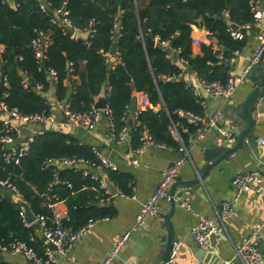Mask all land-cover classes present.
Instances as JSON below:
<instances>
[{"label":"trees","instance_id":"obj_1","mask_svg":"<svg viewBox=\"0 0 264 264\" xmlns=\"http://www.w3.org/2000/svg\"><path fill=\"white\" fill-rule=\"evenodd\" d=\"M253 1L47 0L51 7L44 12L35 0H16L15 7L8 0H0V103L23 114H50L53 101L48 93L54 87L55 102H69L73 112L85 113L95 105V98L105 86L114 131L119 133L129 127V106L134 93L140 92L147 95L152 107L140 112L131 125L132 147H141L147 133L155 144L179 149L180 143L170 133L173 124L178 126L188 147L205 122L191 123L187 115L205 118L204 105L194 89L181 79L183 66L174 62L171 50L160 43L151 46L147 39L160 37L170 41L178 57L203 82L227 84V60L247 43L245 34L242 40L232 36L231 26L254 25ZM65 2L72 22L82 31L91 30L88 39H73L64 27L53 23L57 18L54 10ZM193 26L207 31L212 39L210 44L201 45L200 55L193 51ZM42 33L51 42L45 59L39 61L33 42ZM108 57L110 61L117 57L119 64L112 67ZM51 70L57 73L55 80L50 76ZM22 73L28 76L29 86L23 83ZM37 84L43 86V92L36 89ZM159 106L162 109L156 113L154 108ZM3 134L0 120V137ZM6 151V146L0 144V182L7 181L16 193L9 187H0L1 246L19 240L40 256L45 255L47 248L45 242L36 240L37 224L26 226L24 211L13 195L27 202L36 216H52L49 205L65 203L68 219L64 225L72 232L81 230L91 220L115 215L114 209L101 206L111 195L105 193L98 180L84 174V164L68 168L59 163L47 164L48 160L91 163L94 172L108 175L120 195H134L131 175L100 168L94 147L60 130L43 129L34 137L29 154L20 159V164L7 162Z\"/></svg>","mask_w":264,"mask_h":264},{"label":"crops","instance_id":"obj_2","mask_svg":"<svg viewBox=\"0 0 264 264\" xmlns=\"http://www.w3.org/2000/svg\"><path fill=\"white\" fill-rule=\"evenodd\" d=\"M260 7L264 9V0H260ZM243 29L239 28V31ZM259 33L260 28L256 23L243 32L247 38L246 46L242 51L236 52L231 59L227 60L230 78L235 79L244 73L249 59L259 46ZM206 34L207 31L204 29L193 26V38H199ZM193 51L195 55H200L202 53L201 46L193 45ZM178 55L174 50L170 51V56L174 62H179L183 66L181 79L193 89L201 88L203 81ZM119 62L117 57H113L110 65L113 67ZM262 77L264 78V59L251 72L245 82L237 86L236 96L233 100L229 101L202 92L205 118L207 120L204 123V128L207 126L209 119L214 117L217 112H221V116L217 120V127L223 128L226 134H232L233 139L231 141L228 139L226 143L230 147L235 146L237 137L244 128L233 126L235 109L246 101ZM157 108H160V106L154 108V110ZM52 113L60 122V125L51 129L71 134L82 144L94 147L107 157L117 167L118 171L131 175L134 181V195L132 197L122 195L113 197L111 195L107 202L101 203V206L114 209L115 215L98 221L66 254L57 256L56 264H104V261L111 254L114 243L122 233L136 225L137 216L142 206L149 200L151 194L160 184L163 173L174 167L178 162L183 161L176 182L184 185L187 182L195 181L206 165V161L202 156L203 148L201 144L212 142L215 147L219 148L225 144L223 139L227 136L220 133L218 128L210 127L207 128V136L204 140L197 142L196 139L199 135L197 133L191 139L188 147L184 143H180L181 147L179 149L167 145L161 147L149 145L144 152L140 153L131 145V125L135 123L133 112L128 114L130 121L127 128L129 139L122 143L108 141L110 126L105 117L100 120L94 131H87L83 128L71 126L64 113L54 102ZM254 116L256 126L251 135L254 140L253 143H247L245 149L240 150L213 169L200 184L177 188L184 191L191 190V208L186 209L180 205L174 206L171 200L163 201L160 216L149 218L145 226L134 229L127 249L115 257L111 264H158L164 253L168 238L164 221L170 215L176 239L180 238L183 242L177 260L178 264H224L227 261H230V264H243L240 259L236 258V250L249 237L254 225L264 221V192L242 195L237 203L239 216L221 222L220 232L211 236L206 248H201L197 244L191 235V231L201 218L215 216L221 212L224 203L234 198V180L236 177L253 170H259L264 174V146L259 142L261 138L264 139V101L256 104ZM43 129L45 128L38 125L25 126L17 124L16 134L19 140H23L31 135L35 137ZM133 159L139 161V166L132 164ZM101 173L102 171H99L98 174L101 175ZM12 197L15 199L14 195ZM57 207L63 211H68L67 205L63 202H59ZM36 240H42L48 245L51 243L44 238L39 229L36 232ZM258 243L261 250V246L264 245V234ZM261 251L264 256V251ZM0 261L8 264H33L22 254L7 252H0Z\"/></svg>","mask_w":264,"mask_h":264},{"label":"built area","instance_id":"obj_3","mask_svg":"<svg viewBox=\"0 0 264 264\" xmlns=\"http://www.w3.org/2000/svg\"><path fill=\"white\" fill-rule=\"evenodd\" d=\"M39 3V6L42 11L47 12L51 5L47 0H35ZM252 8L254 12V19L256 25L260 28V33L258 36L259 46L254 52L253 56L249 59L248 65L244 70V73L235 79L230 78L227 84H222L221 82L206 83L203 82L201 88L194 89L196 96L203 103L202 92L212 95L218 98H225L226 100H233L236 96L237 86L247 79L251 72L256 69L259 64H261L264 59V9L260 7V0H254L252 3ZM55 16L57 18L53 19L54 24H59L64 27L66 33H69L71 38H79L80 33L89 32L91 30L82 31L80 30L70 19L69 12L66 9V2L60 9L54 10ZM228 16V14H226ZM251 26H246L244 29H249ZM232 36L235 39L242 40L244 34L239 30H234L231 28ZM50 38L46 34H41L40 38L33 42V47L36 52V56L39 61L45 59V54L50 46ZM156 43H160L163 47L173 51L170 41H162L160 37H156ZM212 39L209 37V33L203 35L199 38H194L193 45L201 46L202 44H210ZM3 47L0 46V52H2ZM178 53L176 50H174ZM221 58L223 56L221 55ZM108 60L110 61L109 57ZM233 60V59H232ZM50 76L52 79L57 78V73L54 70L50 71ZM26 86H29L28 80L23 82ZM36 89L39 92H43V86L40 84L36 85ZM261 96L257 103L264 101V87L262 88ZM134 97L137 99V110L134 113V120L136 122L140 112L147 110L149 107H152L151 102L147 95L140 92H135ZM54 104L59 107V109L64 113L68 123L75 128H83L87 131H94L102 118H107L109 121L110 132L108 141L122 143L129 139L128 129L125 128L123 131L116 133L114 131V124L112 121V113L108 110H100L95 105L85 113H75L70 108L69 102H55L54 98L52 99ZM53 104V103H52ZM184 115L183 113H180ZM188 116L191 115H187ZM221 116V112L208 120L207 126L203 128L196 139L197 142L204 140L207 136V128L216 127L217 120ZM0 120L4 125V134L0 137V144L6 146L7 151L4 156L7 162L14 160L16 164H20V159L29 154L31 150V144L34 141V136H28L23 140H19L16 134V125H25L33 126L38 125L43 128H56L59 127L60 122L54 116L53 113L47 114V112H40L36 114H23L17 108H11L8 104L1 102L0 103ZM191 123H199L207 121L206 118H195V120L188 119ZM220 133L223 135L226 134L223 128H218ZM170 133L172 137L183 144V139L179 132L177 125H172L170 127ZM228 139L231 141L233 139L232 134H226ZM260 144L264 146V139L259 140ZM10 144H13V147H9ZM149 145H158L155 144L150 136H145V140L141 147L137 149L138 152H144ZM94 153L97 155L100 160L102 167L117 171V167L109 161L100 151L94 148ZM47 164L59 163L62 166H77L80 163L84 164V174L91 176L92 179L98 180L101 184V187L105 190L106 194H110V191L105 183V180L101 175L94 172L93 165L84 161L77 163L76 161L70 160H55L51 159L47 161ZM132 164L134 166H139V161L133 159ZM183 161L178 162L174 167L166 170L163 173L162 179L158 187L151 194L149 200L142 206V209L137 216L136 225L129 230H126L122 233L119 239L114 243L110 256L104 261V264H111L113 259L124 252L131 240L133 230L139 226H145L149 218L160 216L161 204L165 200L172 199L176 202L177 205H180L183 208L190 209V196L191 190H176L174 197L170 196V190L172 186L176 183L177 177L180 172V168L183 165ZM0 187H9L13 193H16V188L11 186L7 181L0 182ZM264 192V174L259 170H253L251 172L239 175L234 180V198L231 201L224 203L221 212L217 213L215 216L209 218H201L198 224L192 229L191 235L197 244L201 248H206L209 240L212 235L218 234L220 232V223L224 220L235 218L239 216L237 210V203L242 195L246 193H262ZM18 196V195H17ZM19 197V196H18ZM58 203H51L49 208L52 209L53 214L51 215H40L37 216L36 222L30 224L27 222L25 213L23 212L25 218V224L28 228L37 224L39 230L42 232L44 238L50 241L51 243L57 246V251L51 250L47 244L45 250V255L40 256L37 251L29 247L27 243L14 240L9 243L7 246H1V252L13 253V254H22L27 260L31 261L33 264H56L57 256L59 254H66L73 245L84 236L90 229H92L98 221L91 220L84 228L77 232H72L71 230L65 228L64 220L68 219V212L63 211L57 207ZM264 234V221L254 225L251 234L247 237L243 244L236 250V258L240 259L243 264H264V256L260 250L259 239ZM183 242L182 239H176L171 251L170 257L166 264H178V256L182 249ZM224 264H230V261L225 262Z\"/></svg>","mask_w":264,"mask_h":264},{"label":"water","instance_id":"obj_4","mask_svg":"<svg viewBox=\"0 0 264 264\" xmlns=\"http://www.w3.org/2000/svg\"><path fill=\"white\" fill-rule=\"evenodd\" d=\"M8 1L12 7H15L16 0H8ZM199 22H202V19H200ZM231 28L234 30H239V27L235 24H233L231 26ZM117 29H120V25L117 26ZM244 31H245V29L241 30L242 33ZM79 37L83 38V39H88L89 32L80 33ZM147 43L151 46H154L155 40L148 38ZM115 50L116 49L114 48L112 51V54H115ZM0 60H1V52H0ZM227 66H228V64H227ZM21 76H22L23 80L28 79V76L25 73H22ZM172 81H174V80H172ZM263 87H264V78L262 77L259 80V82L257 83L256 87L251 92V94L248 96L246 101L235 109L236 113H235V121L233 122V124H234L233 126L235 128L244 127L243 130L240 131V134L237 137L236 145L233 147L228 146L226 143L228 141L227 136L224 137V139H223L225 141V144L219 148L215 147V145L212 142L202 143L201 144V147L203 148L202 156H203V159L206 161L205 167L199 173V177L195 181L187 182L184 185L179 183V182H176L170 190V196L171 197H174L176 189L179 188L180 186L182 187V186H190V185L200 184L201 182H203L206 179L208 174H210V172L213 169L220 166L222 163L227 161L229 159V157L235 155L240 150L245 149L247 143H253L254 140H253V137L251 135H252V133L255 129V126H256V119L254 116V111H255L256 104H257V102L261 96ZM54 92H55V89H54V87H52L50 92L48 93V97L50 100L53 99ZM95 106L100 110H108L109 109V100L107 97L105 86L103 87L101 93L95 98ZM161 109L162 108H157L154 111L156 113H158L161 111ZM136 110H137V99L134 97L130 106H129V111L130 112H136ZM188 118L190 120H193V121L195 120L194 116H188ZM145 136L147 137L148 134L146 133ZM9 147L10 148L13 147V144H10ZM65 167L73 168L74 166L68 165ZM101 176L105 180V183H106V185L110 191V194L113 197L120 195L119 190L113 184V182L109 179L108 175L105 172H102ZM14 198L21 205V207L25 213V217H26L27 222L30 224L35 223L37 216L32 211L30 205L20 197L14 196ZM172 203L174 206L177 205L173 199H172ZM164 226L166 227V229L168 231V238H167L164 253H163L161 260L158 264H166L168 262L169 257H170L171 248H172V246L176 240V233H175L174 226L171 222V215L165 219ZM49 247L51 248V250L57 251V246H55V244L50 243ZM261 250L264 251V245L261 246ZM0 252H1V250H0Z\"/></svg>","mask_w":264,"mask_h":264}]
</instances>
